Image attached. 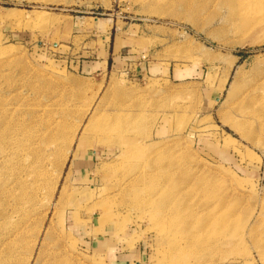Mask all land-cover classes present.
Wrapping results in <instances>:
<instances>
[{
  "label": "rangeland",
  "instance_id": "374dc122",
  "mask_svg": "<svg viewBox=\"0 0 264 264\" xmlns=\"http://www.w3.org/2000/svg\"><path fill=\"white\" fill-rule=\"evenodd\" d=\"M233 1L0 0V264H264V0Z\"/></svg>",
  "mask_w": 264,
  "mask_h": 264
},
{
  "label": "bare ground",
  "instance_id": "6f19581e",
  "mask_svg": "<svg viewBox=\"0 0 264 264\" xmlns=\"http://www.w3.org/2000/svg\"><path fill=\"white\" fill-rule=\"evenodd\" d=\"M235 2H237V1H235ZM256 77H257V75H256ZM256 77L253 78V81H252L250 87L246 90V92L242 96V99L240 100V103H239L238 109H237V114L240 115L242 118L235 121L236 124H239L241 121H244L246 119H247V121H250L257 116H260L261 111L264 110V79H263L264 76L261 79L256 78ZM119 119H121V118H119ZM49 139L50 138H48L47 136L44 137V141L41 142V145L43 144L42 147H46L49 144V142L55 141V140L53 141V139H51V141H50ZM45 152H47V150ZM41 153L43 154V152H41ZM34 154H37V152ZM41 156L42 155H40V158L37 160L38 163H41L42 159H44V158H41ZM43 156L45 157V154H43ZM36 166L33 167V170L31 169L32 171L29 169L30 171L26 172L25 176H23L22 178L19 179V182H18L19 188L24 193H25L26 187L28 185L27 180H32L33 182L36 183L41 177V172L43 171V166L42 165L40 167L37 166L38 168ZM32 181H31V183H33ZM52 188L54 189V187H52Z\"/></svg>",
  "mask_w": 264,
  "mask_h": 264
}]
</instances>
